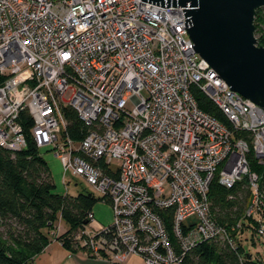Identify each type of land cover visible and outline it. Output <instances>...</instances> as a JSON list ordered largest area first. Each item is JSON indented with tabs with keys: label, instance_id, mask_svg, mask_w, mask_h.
I'll return each instance as SVG.
<instances>
[{
	"label": "built area",
	"instance_id": "1",
	"mask_svg": "<svg viewBox=\"0 0 264 264\" xmlns=\"http://www.w3.org/2000/svg\"><path fill=\"white\" fill-rule=\"evenodd\" d=\"M188 8L0 0V146H27L20 121L26 111L35 146L51 147L65 172L111 205L110 225L89 213L75 237L108 264L132 256L182 264L188 251L211 240L237 249L244 224L264 241V193L251 168L252 158L264 162V108L230 90L194 51L182 10ZM254 35L264 48L261 33ZM193 87L229 125L198 107ZM68 108L87 126L79 139L68 133ZM214 180L225 188L245 180L250 191L230 231L212 214Z\"/></svg>",
	"mask_w": 264,
	"mask_h": 264
},
{
	"label": "trees",
	"instance_id": "2",
	"mask_svg": "<svg viewBox=\"0 0 264 264\" xmlns=\"http://www.w3.org/2000/svg\"><path fill=\"white\" fill-rule=\"evenodd\" d=\"M254 25L255 33H261L264 39V7L256 10ZM2 80L0 75V83ZM192 92L202 111L229 125L226 116L203 92L196 87ZM65 115L69 135L79 139L87 131V126L73 109H66ZM20 121L27 146L18 151L0 146V228H3V232L0 231V264H31L32 258L42 252L52 239L60 241L69 250L80 249L76 234L86 226L84 221L96 202L88 192L61 195L53 191L47 164L30 136L31 119L26 111L21 112ZM236 135L249 138V132L245 130L236 131ZM251 168L258 174L259 189L264 193V162L258 163L252 158ZM208 195L214 219L229 231L250 200L245 180L231 188H225L214 180ZM167 214L170 218L171 211ZM58 219L64 221L65 231L51 235ZM247 226L244 224V230ZM251 236L253 238V232ZM240 255L244 264H260L251 255L243 253L239 240L237 249L218 240L204 241L185 254L182 264H240Z\"/></svg>",
	"mask_w": 264,
	"mask_h": 264
},
{
	"label": "water",
	"instance_id": "3",
	"mask_svg": "<svg viewBox=\"0 0 264 264\" xmlns=\"http://www.w3.org/2000/svg\"><path fill=\"white\" fill-rule=\"evenodd\" d=\"M142 1L168 10L189 7L182 10L194 51L230 90L264 108V48L254 35V17L264 0Z\"/></svg>",
	"mask_w": 264,
	"mask_h": 264
},
{
	"label": "rangeland",
	"instance_id": "4",
	"mask_svg": "<svg viewBox=\"0 0 264 264\" xmlns=\"http://www.w3.org/2000/svg\"><path fill=\"white\" fill-rule=\"evenodd\" d=\"M68 94L66 98H68ZM130 105V104H129ZM41 157L47 164L52 182L54 184L53 191L55 193L64 195H76L78 193H91L95 198L96 202L92 207V214L94 220L104 226L110 225L113 221V212L111 205L99 197V194L95 192L82 178L74 175L71 171L65 172L60 159L54 154L51 147L39 148ZM119 165V162L114 160L112 163L113 167ZM66 225L63 220L58 219L55 223V232L52 234H60L65 231ZM3 228H0L2 231ZM243 253L251 255L254 259L258 260L260 264L264 263V241L258 240L251 236V233L244 230L242 237ZM127 262V261H126ZM126 264V263H125ZM128 264V262H127ZM131 264H144L143 261L135 259L131 261Z\"/></svg>",
	"mask_w": 264,
	"mask_h": 264
},
{
	"label": "crops",
	"instance_id": "5",
	"mask_svg": "<svg viewBox=\"0 0 264 264\" xmlns=\"http://www.w3.org/2000/svg\"><path fill=\"white\" fill-rule=\"evenodd\" d=\"M135 259L139 257H130L128 264ZM31 262V264H108L104 258L91 256L83 249L69 250L56 239H52L42 252L32 258Z\"/></svg>",
	"mask_w": 264,
	"mask_h": 264
}]
</instances>
